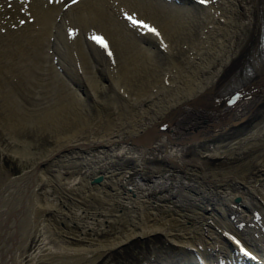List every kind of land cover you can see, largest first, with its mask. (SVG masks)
Returning <instances> with one entry per match:
<instances>
[{
  "label": "bare ground",
  "instance_id": "6f19581e",
  "mask_svg": "<svg viewBox=\"0 0 264 264\" xmlns=\"http://www.w3.org/2000/svg\"><path fill=\"white\" fill-rule=\"evenodd\" d=\"M263 37L264 0H0V120L71 117L3 179L0 264H96L156 232L173 249L143 264H264ZM37 170L42 239L28 250L32 228L5 236L21 206L8 200L39 187Z\"/></svg>",
  "mask_w": 264,
  "mask_h": 264
},
{
  "label": "rangeland",
  "instance_id": "374dc122",
  "mask_svg": "<svg viewBox=\"0 0 264 264\" xmlns=\"http://www.w3.org/2000/svg\"><path fill=\"white\" fill-rule=\"evenodd\" d=\"M1 118L3 119L2 114H1ZM39 118H40V116H38V117L37 116L36 117L31 116L30 117L29 116L25 122L17 124L16 126H13V128L10 125L5 124L4 121L2 123V121L0 120V191H1L2 182L4 183L5 180H7V177H9V175H15L16 176V175L23 173L26 169H28V167H30L34 163V161L37 159L38 153L40 154L41 152H43V150H45L48 147L49 143H48V139H47V135H46L48 131H51V132L54 131L55 132L57 129L62 128V125H64L65 123L71 122L70 116L67 117V119L62 118L61 122L60 121H54L48 116L46 118H44L45 119L44 121H40ZM42 122H43V124H42ZM48 129H50V130H48ZM13 130L16 131V133L19 135V137H21L23 140L24 139H26V140L30 139V141H32V143H30L31 145L26 144V142L21 141V139L19 140V139H16L15 137H13L11 135V131H13ZM1 131L3 132V134ZM5 131H7V132H5ZM7 133H8V135H7ZM5 137H7V138H5ZM1 138H2V140H1ZM16 140H18V141L16 142ZM33 141H35V142H33ZM11 143L12 144L14 143V145H12ZM36 143H38L37 145L39 147L36 145ZM4 144H6L4 146V148L6 146L7 147L2 151L1 148H3ZM25 145H28V146H25ZM40 147H41V149H40ZM37 148L40 150H38ZM85 150H87V149H85ZM27 158H28V160H27ZM47 168L49 169L50 166H48ZM52 169H53L52 171L57 170L56 167H53ZM71 169H72V167H71ZM47 172L50 173V170H47ZM36 173H37L36 174V177H37L36 184L38 183L39 187L36 185V189H34L33 184H31L32 186L31 185L30 186L33 189L31 188L29 191H26L25 193L24 192L20 193L17 198H16V195L14 194L13 196H11V199L8 200V201H10L9 203L11 206L13 205V203L15 201H16L15 204H17V203L20 204V202H21V206H20V209L18 211H15V209L14 210L12 209L11 211H9V213H8L9 224H13V225L16 224L17 226L16 227L12 226V229H10L8 232H6L5 236H7V238L9 236H11V239L16 242L19 238L23 237L26 234V232L29 228H32L33 230L31 232V234H32L31 236H33L34 238L30 237L31 239H29V242L27 243L28 244L27 248H29L28 250L34 249L37 246V243L40 242L42 239V234L40 233V230H38V229H40L39 228L40 227L39 226L40 225L39 224V221H40L39 220V218H40V213H39L40 212V181L39 180H41L42 177H41L40 170H37ZM65 174H67V173H65ZM3 176H4V178H3ZM3 179H5V180H3ZM90 180L92 183H95L92 179H90ZM45 183L46 182H43L42 185H44ZM26 186H28V185H26ZM79 195H80V193L75 194V196H77V198L83 199L84 202L87 201L90 204L95 203L96 205H101V202L97 201L96 199H93L90 196L84 195V197L83 196L81 197ZM71 200H72V198L71 199L67 198L65 200V202H64L65 204H63V206H65V210H67V207L68 208L70 207L71 209H73L72 205H76V204H74L75 201H73L75 199H73L72 201ZM4 201L5 200H3L2 203H4ZM69 201H70V204H69ZM35 205H37V206H35ZM119 207H120V209L124 210L123 209L124 207H122V206H119ZM34 218H37V221ZM0 219H1V213H0ZM60 219H61L60 221H61L62 225L65 222L67 223V221H66L67 218L60 217ZM72 219L73 218H71V220H69L68 224H71L74 227L75 226L78 227L77 224L75 225V221ZM116 221H120V220H117V219L114 220L113 219V220L109 221V224H108L109 227L108 228L111 229L112 226H115L117 224ZM69 229H72V228H69ZM73 231L75 232V230H73ZM158 233L156 232V233L150 234L149 236L148 235H146V236H142V235L137 236L136 235V236L130 238L129 240L123 242L122 244L114 247L112 252L101 257L97 261L96 264H143L145 260H150L151 257L154 258L155 255H159L165 251L173 249L172 245L168 243L169 241L165 238V236L162 235V233H160V232H158ZM36 235H38V236H36ZM1 241H3L0 243L1 249L3 251L8 250L9 246L6 244V242L4 240H1ZM34 243H35V247L33 246ZM25 258L27 259V260L26 259L25 260L28 261V256H25ZM40 263H41V260H40Z\"/></svg>",
  "mask_w": 264,
  "mask_h": 264
},
{
  "label": "snow or ice",
  "instance_id": "6c2138e0",
  "mask_svg": "<svg viewBox=\"0 0 264 264\" xmlns=\"http://www.w3.org/2000/svg\"><path fill=\"white\" fill-rule=\"evenodd\" d=\"M50 2H53V0H50ZM56 3L62 2V0H54ZM78 0H72V3H77ZM209 0H200L201 4H206L208 3ZM125 18L131 22L133 26H135L138 29H142L145 33H152L160 43V46L163 48H167V45L164 43L163 37L161 35V32L153 26L151 23L146 22L142 19L137 18L135 15H129L128 13H125ZM21 23H24V21H21ZM70 35L73 37L76 35L75 31L70 30ZM92 39L95 43H97L102 49H104L109 57L113 56V53L111 51V48L109 47V44L106 39L100 34L97 33H92L91 36L89 37ZM115 60L113 59V63Z\"/></svg>",
  "mask_w": 264,
  "mask_h": 264
},
{
  "label": "water",
  "instance_id": "95a60500",
  "mask_svg": "<svg viewBox=\"0 0 264 264\" xmlns=\"http://www.w3.org/2000/svg\"><path fill=\"white\" fill-rule=\"evenodd\" d=\"M102 176H103L102 173H97V174L93 175L92 180L95 182H98L102 179Z\"/></svg>",
  "mask_w": 264,
  "mask_h": 264
}]
</instances>
